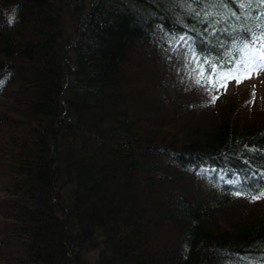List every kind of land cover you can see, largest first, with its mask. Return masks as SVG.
<instances>
[{
	"label": "trees",
	"instance_id": "obj_1",
	"mask_svg": "<svg viewBox=\"0 0 264 264\" xmlns=\"http://www.w3.org/2000/svg\"><path fill=\"white\" fill-rule=\"evenodd\" d=\"M261 42L264 0H0V264H264V99L206 80Z\"/></svg>",
	"mask_w": 264,
	"mask_h": 264
},
{
	"label": "snow or ice",
	"instance_id": "obj_2",
	"mask_svg": "<svg viewBox=\"0 0 264 264\" xmlns=\"http://www.w3.org/2000/svg\"><path fill=\"white\" fill-rule=\"evenodd\" d=\"M257 39L259 40V37ZM245 52L246 55L241 58L240 63L235 67L227 71L213 69L214 79L212 76H209L206 80L212 83L214 89L219 90V88H226L227 82L230 80H235L237 85H239L243 80L250 79L253 74L264 71V42H261L260 48L254 51H249L246 47ZM201 76H203V72H201ZM199 82L198 80L197 83ZM217 99V96H212L213 103ZM261 198H264V193L251 197L252 200Z\"/></svg>",
	"mask_w": 264,
	"mask_h": 264
},
{
	"label": "rangeland",
	"instance_id": "obj_3",
	"mask_svg": "<svg viewBox=\"0 0 264 264\" xmlns=\"http://www.w3.org/2000/svg\"><path fill=\"white\" fill-rule=\"evenodd\" d=\"M260 48V45L257 49ZM257 49H250L254 51ZM221 94L219 101L224 103L228 100H234L237 103H241L248 98L253 101L262 102L264 99V71L258 74H253L250 79L243 80L242 83L237 85L235 80H230L227 82L226 88H220ZM254 94V95H253ZM207 174H211L213 171L210 168H204Z\"/></svg>",
	"mask_w": 264,
	"mask_h": 264
}]
</instances>
